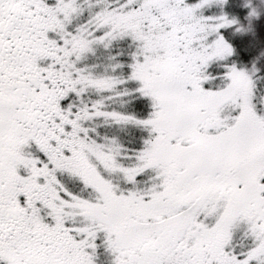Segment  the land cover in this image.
Wrapping results in <instances>:
<instances>
[{
    "label": "snow or ice",
    "instance_id": "1",
    "mask_svg": "<svg viewBox=\"0 0 264 264\" xmlns=\"http://www.w3.org/2000/svg\"><path fill=\"white\" fill-rule=\"evenodd\" d=\"M239 3L0 0V264H264Z\"/></svg>",
    "mask_w": 264,
    "mask_h": 264
},
{
    "label": "rangeland",
    "instance_id": "2",
    "mask_svg": "<svg viewBox=\"0 0 264 264\" xmlns=\"http://www.w3.org/2000/svg\"><path fill=\"white\" fill-rule=\"evenodd\" d=\"M241 8H245L246 10L245 11H241L240 17L243 18L244 15L246 17V13L249 11V7H245L244 6V0H240L239 9H241ZM261 17H264V15H261ZM261 17H260L259 21L258 20L250 21V19L247 18V17L245 18V19H247L246 21H243L244 20L243 19L241 21V23H240V29H241V31L239 33H237V36L242 37L241 40H243V39L244 40H247L249 38L247 36H251L252 33L255 31V25H256V23L262 24Z\"/></svg>",
    "mask_w": 264,
    "mask_h": 264
},
{
    "label": "clouds",
    "instance_id": "3",
    "mask_svg": "<svg viewBox=\"0 0 264 264\" xmlns=\"http://www.w3.org/2000/svg\"><path fill=\"white\" fill-rule=\"evenodd\" d=\"M251 3V7H249V11L246 13V17L250 19V21L259 20L261 15H264V0H244V6L248 7ZM255 11V15H251V13Z\"/></svg>",
    "mask_w": 264,
    "mask_h": 264
},
{
    "label": "trees",
    "instance_id": "4",
    "mask_svg": "<svg viewBox=\"0 0 264 264\" xmlns=\"http://www.w3.org/2000/svg\"><path fill=\"white\" fill-rule=\"evenodd\" d=\"M246 9L245 8H241V9H239L238 10V12H239V15H241V11H245ZM247 19H244L243 21H246ZM261 20H262V24H264V17H261ZM242 39V37H239L238 36V39L235 41V44H236V46H237V50H238V52H239V57H240V59H242L243 61H247L248 60V57L242 52V51H240V49L242 48V45H243V42L245 41L244 39L243 40H241Z\"/></svg>",
    "mask_w": 264,
    "mask_h": 264
}]
</instances>
